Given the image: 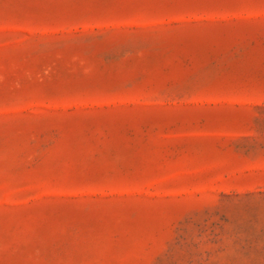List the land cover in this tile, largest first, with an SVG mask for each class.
Masks as SVG:
<instances>
[{"label":"rangeland","instance_id":"obj_1","mask_svg":"<svg viewBox=\"0 0 264 264\" xmlns=\"http://www.w3.org/2000/svg\"><path fill=\"white\" fill-rule=\"evenodd\" d=\"M0 264H264V0H0Z\"/></svg>","mask_w":264,"mask_h":264}]
</instances>
